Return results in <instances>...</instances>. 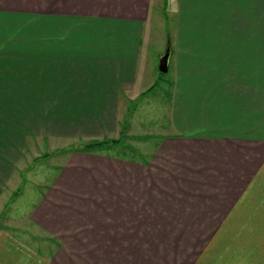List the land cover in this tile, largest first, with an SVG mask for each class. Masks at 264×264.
I'll use <instances>...</instances> for the list:
<instances>
[{
	"label": "crops",
	"instance_id": "obj_1",
	"mask_svg": "<svg viewBox=\"0 0 264 264\" xmlns=\"http://www.w3.org/2000/svg\"><path fill=\"white\" fill-rule=\"evenodd\" d=\"M156 8L177 23L172 131L142 160L74 151L22 203L29 143L135 135ZM5 16L36 33L0 38V264H264V0H0Z\"/></svg>",
	"mask_w": 264,
	"mask_h": 264
},
{
	"label": "rangeland",
	"instance_id": "obj_2",
	"mask_svg": "<svg viewBox=\"0 0 264 264\" xmlns=\"http://www.w3.org/2000/svg\"><path fill=\"white\" fill-rule=\"evenodd\" d=\"M156 9L157 10H153L152 15L161 13L163 16V23H159V21L152 18L151 15L147 26L149 28L152 26L156 37L158 36V33H164L167 31V29L169 30L163 41L166 47V40L168 37L172 36L173 39L175 38L174 36L177 33V23L174 22L172 26L170 18L165 17L163 12H165L167 9ZM24 18V16H5L4 18L0 17V38L3 36L4 30L7 29L10 30L11 39L24 36L34 37L36 33V27L32 24L22 25V23L25 21ZM4 20L9 21L10 24L5 23ZM144 44L145 50H148L149 52V59L152 63V67L155 69L153 72L154 77L152 81L153 85L156 87L151 93L148 94L146 98L134 102L133 107L136 112L134 116L133 127L137 131L129 141L125 140L117 146L115 144L106 143L103 147H101V149H97L117 156L140 160L145 158L146 152L153 150L151 146H153V143L158 139V137L163 135L165 132L167 133L172 131V129H169L171 125V113L169 104L170 97L167 95L169 90V82L172 78V69L168 73L159 72L158 69L160 57L166 49L164 47V52L159 54L152 41H150L149 44L144 41ZM150 54L153 55L152 58H150ZM143 66L144 63L142 62V67ZM147 66H149V64H147ZM125 138L126 136L124 135L123 139ZM88 143L90 142L77 143V141L69 140H55L52 142L40 141L35 145V147L31 145L32 143H29L21 166V168L24 167L27 169V171H29L27 174H25L28 179V186L27 184L22 185L24 190L27 191H24L20 201L25 203L26 200H30L32 197L33 189H29L31 186L30 183L44 181L48 176L51 175L52 170L54 171L55 169L60 168L67 162L72 152L77 151L79 147H83ZM20 207L21 204H19L18 208ZM3 220L4 218L0 222L2 225L4 222ZM33 235L36 236V234L30 232L29 230V235L27 236L25 234L24 237L27 241L34 240Z\"/></svg>",
	"mask_w": 264,
	"mask_h": 264
},
{
	"label": "water",
	"instance_id": "obj_3",
	"mask_svg": "<svg viewBox=\"0 0 264 264\" xmlns=\"http://www.w3.org/2000/svg\"><path fill=\"white\" fill-rule=\"evenodd\" d=\"M172 56V43L171 39L168 37V41L166 44V50L160 57L159 71L162 73L169 72V66Z\"/></svg>",
	"mask_w": 264,
	"mask_h": 264
},
{
	"label": "trees",
	"instance_id": "obj_4",
	"mask_svg": "<svg viewBox=\"0 0 264 264\" xmlns=\"http://www.w3.org/2000/svg\"><path fill=\"white\" fill-rule=\"evenodd\" d=\"M155 85H153L151 88H154ZM107 142L110 141H98V142H90L88 144H86L83 147H79L77 150H81V151H94L97 149H101V147H103ZM112 142H118V140H114Z\"/></svg>",
	"mask_w": 264,
	"mask_h": 264
}]
</instances>
